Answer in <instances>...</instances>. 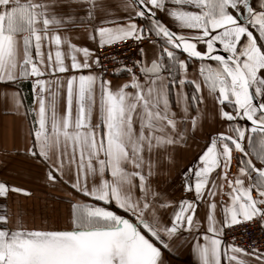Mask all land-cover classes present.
Instances as JSON below:
<instances>
[{"label":"snow or ice","instance_id":"1","mask_svg":"<svg viewBox=\"0 0 264 264\" xmlns=\"http://www.w3.org/2000/svg\"><path fill=\"white\" fill-rule=\"evenodd\" d=\"M0 84L17 156L70 189L62 226L29 227L0 178V264H264L233 235L264 233V0H0Z\"/></svg>","mask_w":264,"mask_h":264},{"label":"crops","instance_id":"2","mask_svg":"<svg viewBox=\"0 0 264 264\" xmlns=\"http://www.w3.org/2000/svg\"><path fill=\"white\" fill-rule=\"evenodd\" d=\"M72 32L83 35L81 28H74ZM20 90L25 97V103H29V83L25 82ZM3 91L4 86L0 84V178H9L12 182L22 185L31 192L29 197L14 196L9 206L13 213L16 212L17 207L22 210L23 219L29 227L44 224L60 227L68 217L67 200L69 198L66 196V191H70V189L62 184L52 186L44 183L39 176L30 174L26 163L17 156V150L22 149L23 141L27 137L28 124L23 121L22 116H18L12 111L10 104L5 102ZM212 126V118L209 116L206 127ZM203 143V138L197 135L195 140L189 141L187 147L180 149L176 154L178 167H183L192 160L199 152V146ZM157 179L164 187L172 184V190L179 195V184L175 170L170 174L161 173ZM165 260L167 264H197L196 257L187 245L177 253H166Z\"/></svg>","mask_w":264,"mask_h":264},{"label":"built area","instance_id":"3","mask_svg":"<svg viewBox=\"0 0 264 264\" xmlns=\"http://www.w3.org/2000/svg\"><path fill=\"white\" fill-rule=\"evenodd\" d=\"M129 55H132V53L130 52ZM233 235L235 237V242L243 248H264V233H261L254 225H245L243 227L235 226ZM227 239L229 242H232L233 236H229ZM250 241H256L257 243H250Z\"/></svg>","mask_w":264,"mask_h":264}]
</instances>
